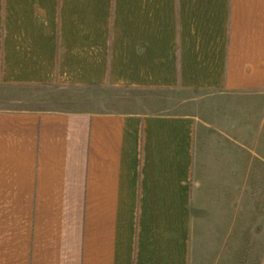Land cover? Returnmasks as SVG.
Listing matches in <instances>:
<instances>
[{"label": "crops", "instance_id": "0c3cea01", "mask_svg": "<svg viewBox=\"0 0 264 264\" xmlns=\"http://www.w3.org/2000/svg\"><path fill=\"white\" fill-rule=\"evenodd\" d=\"M263 99L264 0H0V264H264Z\"/></svg>", "mask_w": 264, "mask_h": 264}, {"label": "rangeland", "instance_id": "374dc122", "mask_svg": "<svg viewBox=\"0 0 264 264\" xmlns=\"http://www.w3.org/2000/svg\"><path fill=\"white\" fill-rule=\"evenodd\" d=\"M61 93V94H59ZM56 96H71L72 100H76L77 103H73L75 107H85L87 109L99 110V109H116L126 111L127 107L130 104V107L134 106L136 102L140 99V93H132L125 90H112L108 88H100L97 90H88V91H76V92H55ZM149 95L151 97H162L163 101H169V95L165 94H157L155 96ZM201 96V95H199ZM73 97V98H72ZM200 101H213L207 99H200ZM236 99H230L228 102L234 103ZM241 106L245 103L244 100L238 101ZM260 112L255 114L256 125H258L260 117L264 118V113L262 109H264V99L257 101V104ZM234 107H238L233 104ZM247 106V105H246ZM232 108V107H231ZM232 118H235L236 115H232ZM260 128V127H259ZM261 130V142H246V149L241 146V152L245 155L247 162V171L252 174L248 178V187H254L257 189L258 185L263 181L264 183V122L260 128ZM244 145V144H243ZM260 173V175H259ZM262 177V178H261ZM264 185V184H263ZM264 215V211H263Z\"/></svg>", "mask_w": 264, "mask_h": 264}]
</instances>
